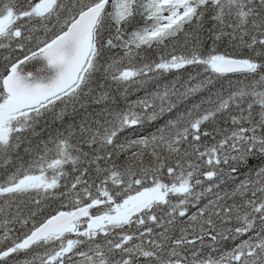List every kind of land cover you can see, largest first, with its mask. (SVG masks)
Returning a JSON list of instances; mask_svg holds the SVG:
<instances>
[{
    "label": "snow or ice",
    "instance_id": "snow-or-ice-1",
    "mask_svg": "<svg viewBox=\"0 0 264 264\" xmlns=\"http://www.w3.org/2000/svg\"><path fill=\"white\" fill-rule=\"evenodd\" d=\"M0 51V264H264V0H0Z\"/></svg>",
    "mask_w": 264,
    "mask_h": 264
},
{
    "label": "trees",
    "instance_id": "trees-1",
    "mask_svg": "<svg viewBox=\"0 0 264 264\" xmlns=\"http://www.w3.org/2000/svg\"><path fill=\"white\" fill-rule=\"evenodd\" d=\"M220 50L223 51V47H221ZM3 55H7V53H5V52H3V51H0V56H3ZM196 71H198V69H193V68H191V67H189V68L187 69V71H183V70H182V73H181L182 79H187L189 73L195 74ZM167 78H168L169 80L173 79L172 76H168ZM130 98H131V99H135L136 96H135V95H132V96H130Z\"/></svg>",
    "mask_w": 264,
    "mask_h": 264
}]
</instances>
